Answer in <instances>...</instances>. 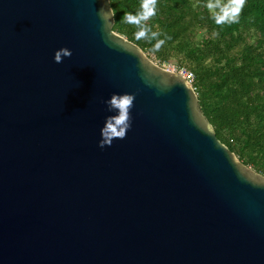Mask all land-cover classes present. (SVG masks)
<instances>
[{"label":"water","instance_id":"1","mask_svg":"<svg viewBox=\"0 0 264 264\" xmlns=\"http://www.w3.org/2000/svg\"><path fill=\"white\" fill-rule=\"evenodd\" d=\"M114 23L110 0H0V264H264V177Z\"/></svg>","mask_w":264,"mask_h":264},{"label":"trees","instance_id":"2","mask_svg":"<svg viewBox=\"0 0 264 264\" xmlns=\"http://www.w3.org/2000/svg\"><path fill=\"white\" fill-rule=\"evenodd\" d=\"M142 0H110L113 31L160 63L177 64L194 75L202 113L216 138L245 166L264 177V0H246L234 23L216 24L208 0H157L148 23L165 43L137 40L125 12Z\"/></svg>","mask_w":264,"mask_h":264},{"label":"clouds","instance_id":"3","mask_svg":"<svg viewBox=\"0 0 264 264\" xmlns=\"http://www.w3.org/2000/svg\"><path fill=\"white\" fill-rule=\"evenodd\" d=\"M246 0H208L206 7L211 13L216 24L234 23L239 19ZM157 14V0H142L140 8L136 12H125L123 22L135 25L137 30L135 37L140 39H155L154 49H159L165 39L158 38L161 33L152 31L148 21ZM98 15L107 27L110 21V10L105 7L99 9ZM71 55V50L61 48L55 52L54 59L56 62H62L63 57ZM133 95H114L110 100V105L118 110V116L109 118L106 128L104 129L105 141L99 144L100 147L110 146L112 138H123L131 127L130 110L132 108Z\"/></svg>","mask_w":264,"mask_h":264},{"label":"built area","instance_id":"4","mask_svg":"<svg viewBox=\"0 0 264 264\" xmlns=\"http://www.w3.org/2000/svg\"><path fill=\"white\" fill-rule=\"evenodd\" d=\"M167 70L169 71H172V72H176V73H179L180 75H182L184 78H187L189 80H191V82L193 83V80H194V75L191 71H189L188 69L186 68H176L174 69L173 67L172 68H166ZM194 89V88H193ZM195 90V89H194Z\"/></svg>","mask_w":264,"mask_h":264},{"label":"rangeland","instance_id":"5","mask_svg":"<svg viewBox=\"0 0 264 264\" xmlns=\"http://www.w3.org/2000/svg\"><path fill=\"white\" fill-rule=\"evenodd\" d=\"M147 55V54H146ZM148 56V55H147ZM149 57L153 60V62H155L157 65L163 67V68H174L176 69L177 67H181V66H178L177 64H175L172 60L170 62H163V63H160L153 55H149Z\"/></svg>","mask_w":264,"mask_h":264}]
</instances>
